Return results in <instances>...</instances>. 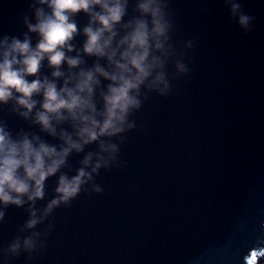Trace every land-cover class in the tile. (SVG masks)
Wrapping results in <instances>:
<instances>
[{
	"label": "water",
	"instance_id": "water-1",
	"mask_svg": "<svg viewBox=\"0 0 264 264\" xmlns=\"http://www.w3.org/2000/svg\"><path fill=\"white\" fill-rule=\"evenodd\" d=\"M233 0H171L177 50L189 72L152 93L134 114L135 128L118 163L101 170L70 205L58 207L34 231H52L29 255L5 254L27 220L24 208L5 209L0 223L3 264H261L264 258V0H235L251 17L242 29ZM35 0H0V38L20 37L34 20ZM130 13L132 8L130 6ZM82 28L88 17H76ZM33 43L36 35L30 34ZM82 37L73 43L79 47ZM88 64L92 61L88 58ZM170 71H174L169 66ZM42 73L50 74L46 64ZM0 122L16 135L51 137L0 106ZM95 145L86 151H94ZM83 154L73 153L74 172ZM47 182L42 208L54 195ZM260 247L261 251L256 249Z\"/></svg>",
	"mask_w": 264,
	"mask_h": 264
},
{
	"label": "clouds",
	"instance_id": "clouds-1",
	"mask_svg": "<svg viewBox=\"0 0 264 264\" xmlns=\"http://www.w3.org/2000/svg\"><path fill=\"white\" fill-rule=\"evenodd\" d=\"M35 2V22L25 19L23 38H0V106L12 105L57 142L28 132L13 135L0 122V223L5 209L27 205L21 232L30 233L7 246L5 254L13 257L44 247L52 224L43 233L34 230L58 207L70 205L89 186L102 191L96 177L117 165L120 146L136 126L134 114L150 94L167 96L171 81L189 72L183 50L194 47L191 40L180 50L173 43L171 0ZM231 13L247 30L251 17L235 0ZM80 14L88 17L82 28ZM78 36L79 47L73 43ZM45 64L50 74L42 73ZM91 145L95 150L86 151ZM73 153L83 154L80 166L65 171ZM53 177L54 195L37 208Z\"/></svg>",
	"mask_w": 264,
	"mask_h": 264
},
{
	"label": "rangeland",
	"instance_id": "rangeland-1",
	"mask_svg": "<svg viewBox=\"0 0 264 264\" xmlns=\"http://www.w3.org/2000/svg\"><path fill=\"white\" fill-rule=\"evenodd\" d=\"M261 262V264H264V258H262L261 260H259Z\"/></svg>",
	"mask_w": 264,
	"mask_h": 264
}]
</instances>
